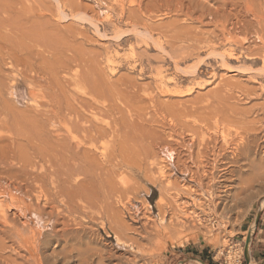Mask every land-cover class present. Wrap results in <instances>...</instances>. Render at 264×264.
<instances>
[{
	"label": "rangeland",
	"instance_id": "rangeland-1",
	"mask_svg": "<svg viewBox=\"0 0 264 264\" xmlns=\"http://www.w3.org/2000/svg\"><path fill=\"white\" fill-rule=\"evenodd\" d=\"M118 1L0 0V178L3 180L0 181V189H4L9 181L6 175L1 174L13 168L14 176H17L12 181L19 184L22 179L24 183L20 184L21 191H15V183L9 181L11 190L42 211L38 216H31V228L43 229L48 225L49 229L55 227L59 231L66 224L71 230H81L82 236L88 241L92 240L94 247L105 254L106 264H189L192 263L189 257L179 251L186 252L192 248L207 249L206 255L215 262L244 264L250 257V237L249 233L243 234V231L247 228L248 220L255 213L264 210V182H256L247 194L231 204L232 209L225 216V222L220 219L223 214L220 202L216 200L218 208L217 205L216 208L210 205L212 183L206 178L211 169H206L205 173L201 170V176L205 174L203 184L186 181L187 185L191 183L187 186L184 183L185 171H182V167L180 171L177 167H169L164 148L170 142L174 144L182 138L185 142L191 139L193 132L185 131V124L188 122L190 126L192 122L195 127L199 126L203 130L195 134L199 138L211 136L218 126L227 127L225 129L228 136L239 139L247 135L248 131L245 130L254 126V122L255 127H264L262 54L258 55L260 57L254 56L255 51L251 53L248 50L257 44V38L254 39L256 35L251 33L249 37L244 33L239 34L238 41L249 37L250 44H246L248 47L244 45V49L239 43L233 44L237 54L233 59H227L226 63L219 57L222 50L215 54L207 48L216 44L224 48L225 44H221L224 43L222 37H219L221 41L218 38L211 39V42L204 41L214 32L212 20L221 18L220 20L236 22L235 16L240 17L237 21L242 20V17L249 18L250 15L243 14L245 5L242 6L241 2L244 4L245 0H229L233 3L222 0L223 3L227 1L225 5L221 0H196L197 3L193 0V4L190 0V3L184 0L189 4L182 7L177 5V0H168L169 3L163 0L157 6L152 3L155 0H139L143 2L145 10L152 7L150 9L155 12L151 16L145 15V12L142 15L136 13L135 8L130 6L136 0ZM251 1L254 6L255 0ZM261 2L264 4V0ZM258 3L254 6L256 9H259ZM123 7L126 12L122 11ZM175 8H180V13ZM169 10H172L171 14L164 15ZM213 13L220 17L213 16ZM189 15L194 22L187 19L186 16ZM248 18L247 23H251V18ZM174 22L177 25L183 24L181 26L187 25L182 31L175 32L176 37L180 32V36L186 34L187 31L184 30L191 27L193 30L190 29L189 35L197 34L199 37L201 34L203 39L202 41L196 35L194 38L200 41L198 44L193 36L189 38L188 33V37L183 35L192 40L193 43L190 44L196 42L204 54L199 57L189 52L184 55L170 54L182 55L184 58L178 68L172 59L162 54L159 47L149 40L146 32L150 27L156 29L155 34L160 36V29L166 31L164 29ZM180 36L178 38L182 39ZM179 45L184 46L181 43L177 44ZM160 71L168 72V78L175 79L174 82H178L181 91L196 88L187 96L165 95L155 84L159 83L157 79ZM194 71L197 74L193 75ZM198 83L204 84V87L199 88ZM203 108L207 115L202 112ZM52 110L60 112L68 120V126L74 135L85 136L82 129L89 131L94 127L104 133L103 137L96 135V148L99 149L92 148L88 153V147L91 146H87V152L79 156L83 161L79 157V161H71L70 153L74 151L71 150L73 148L68 149L71 140L64 145L61 141L54 140L55 137L47 141L48 136H43L36 127L34 128L40 132L39 135L46 140L32 137V132H36V129L30 130L32 127H26L25 124L29 120L46 119L50 116L48 112ZM217 113L220 114L218 117ZM189 114L192 119L188 117ZM201 115L206 118L202 117L201 120ZM27 120L28 122H24ZM59 121H53L56 127H50L51 133L60 130L64 132V126ZM76 123L79 126L73 125ZM248 124L251 126L247 127ZM171 127L178 133L173 132ZM95 134L91 132L88 135ZM212 136L219 137L216 134ZM43 142L49 151L53 150L52 164L60 175L56 173L58 177L54 175L38 181L39 184L34 182L35 186L26 172H41L42 166H53L44 164L33 155L35 151L32 147H42ZM65 148L68 149L67 154ZM62 150L65 151L64 155ZM60 152L62 157L66 155V159L64 157L62 160L58 155ZM186 156L183 153L181 160L194 168ZM13 157L19 161H29L26 166L29 171H19L20 166L25 164L13 161ZM193 171L197 172L195 168ZM66 173H74L76 179H72L76 182H63L65 176L60 177ZM249 173L252 175L253 172ZM235 183H232L233 193L238 192L236 189L239 190L241 186L239 181ZM193 185L196 186V191ZM181 189L186 190L183 193ZM214 190L216 198H219L220 190ZM188 192L189 196L184 195ZM51 204L57 210H52ZM184 210L191 215H199L204 229H200L201 226H196L195 229V224L190 222L187 224L190 227L188 232H194V237L185 238L179 244L178 241L171 240L170 229L174 228L172 225H175V221L177 223L188 218ZM64 246L62 242L59 248L54 244L52 249L60 251ZM178 253L180 255L176 257ZM197 262L201 263L196 261L195 264ZM71 264H80V261L73 260Z\"/></svg>",
	"mask_w": 264,
	"mask_h": 264
},
{
	"label": "bare ground",
	"instance_id": "bare-ground-1",
	"mask_svg": "<svg viewBox=\"0 0 264 264\" xmlns=\"http://www.w3.org/2000/svg\"><path fill=\"white\" fill-rule=\"evenodd\" d=\"M132 1H134V0H132ZM161 1H163V0H155L152 3H154V4L156 3L155 6H157V4L160 3ZM190 1H191V3L193 2V0H190ZM190 1H189V3H190ZM194 1L196 2V0H194ZM165 2L169 3L168 0H165ZM197 2H198V0H197ZM225 2H227V1H225ZM229 2L230 1L228 0L227 3H229ZM259 2L260 3H258V0H257V3L259 4L257 6H259V9L255 8L256 7L255 4H257L256 0H255V2H253V3H255L254 4L255 7L253 6L251 0H245L244 4H242V2H241L242 6L245 5V11L243 10L244 12L243 11L242 12H243V14L245 13L247 15H250L249 18H251L250 20H251L252 24L249 23V22L247 23L246 19L248 18V16L246 17V19L244 17V19L246 21L243 19V17H242V20L237 21L238 19H240V17H238V16L236 17L233 14L235 16L236 22H234L233 20L231 22L229 19L220 20L221 18L217 19L216 21L212 20L213 21L212 25L214 26V30H213L214 32H211L209 34L208 32L205 31L206 33L209 34V35L207 34L208 37L205 38V40H204L205 42H208L211 39H217V38L219 40V37H222L221 40H222V42L224 41V43H221V42L220 43L222 45L225 44L224 48H221L220 44H216V45L211 46V47L207 46V48L210 51L215 52V54H216V52L218 50H222L223 52L221 53V55L219 57L221 58L223 63L224 62L226 63L227 59H233L236 56L237 53H236V49L233 48V44L236 45V43H239L240 45H242L241 46L242 49H244V45H246L248 43L250 44V42H249L250 41L249 40L250 36L249 35L251 33H254L256 35V37L254 39L256 40V38H257V40L255 41V42H257V44L255 43L254 47L253 48H248V50H251V53L253 51H255L254 52V56L255 55L258 56V55H260V53L262 54V56H261L262 57L261 59H263L262 71L264 72V4H262L261 0H259ZM118 3H119V1H118ZM177 3H178L177 5H179V7H182L185 4H187L188 2L185 3L184 0H177ZM221 3H223L222 0H221ZM230 3H233V1L230 2ZM234 3L236 4V2H234ZM121 5H123V4H121ZM131 5L133 6V8H135L136 13H139L140 15L144 14V12H145V15L149 14L151 16V15L154 14L153 12H155L154 10L150 9L152 7H149V9L145 10L143 2H141L139 0L138 1L136 0V1L132 2V4H130V6ZM170 5H172V4H170ZM226 5H228V4H226ZM230 5H232V4H229V6ZM236 5H237L236 7H238V4H236ZM234 6L235 5H233V7ZM120 7H122V6H120ZM174 7H176V6H174ZM239 7H240V5H239ZM169 8H171V6H169ZM203 8H205V7H203ZM121 9H122L123 12H126L125 11L126 9L124 7L121 8ZM175 9H177V8H175ZM223 9H224V7H223ZM241 9H244V8H241ZM172 10H169L168 13H166L164 15H166V16L170 15ZM174 10H173V12H175ZM178 10H179V13H180V8L177 9V12H178ZM220 10L221 9H219V12H220ZM159 12H161V10H159ZM215 13H216V11H215ZM218 14L221 15L222 13L221 14L218 13ZM239 14H240V11H239ZM214 15L218 16L217 14L213 13V16ZM236 15H238V14H236ZM190 16L191 15L186 16V17H187V19L193 21V18H191ZM218 17H220V16H218ZM224 17H226V16H224ZM180 24L181 23H178V25H177V23L174 22V24L168 25L166 27L167 29H164L166 31H161V29H160V33H161L160 36L155 34L156 29H153V28L151 29L150 27L146 29V32H147V35H148L147 37L149 38V40H151L154 43V45L159 47V49L161 50L162 54H165L166 57H169L170 59H172L174 64H175V67H177V68L180 67V65L182 64L181 61H184V58L182 57V55H180V56H177V55L171 56L170 54H183L184 55L185 53L189 52V54L192 53L194 55H197L198 57L201 56L202 54H204V52H202V50H201L202 48L200 49V47L198 46L200 41L198 42V40L196 38H194L197 34H195V36H193V35H191V36H193V38L196 39V42H198V44H195L196 42L194 44H190L192 42V40H190L188 38H184L183 35L185 33L182 36H180V33H182V32L179 33V36L182 37V39L178 38L179 36L176 37L177 34H175V32H179L177 30L182 31V28L187 26V25L181 26L183 24H181V25ZM202 25H204V23ZM146 27H148V26H146ZM202 27H199V28H202ZM186 29L184 31H187V33L189 35L191 33L190 29H192V28L189 27V30H186ZM252 30H254V31L252 32ZM201 31L203 32L204 30L201 29ZM163 32H165V33H163ZM194 32H195V30H194ZM194 32H192V33L194 34ZM202 32H199V33H202ZM205 32H204V34H205ZM217 32L219 33L218 35H217ZM241 33H244V34H246V36H249V37H245V39L243 38L244 40L238 41V37L237 36L239 34H241ZM188 35H186V36L188 37ZM255 35H253V36H255ZM191 36L189 35V38ZM200 36H201V34H200ZM197 37H198V35H197ZM203 38H204V36H203ZM239 39H240V37H239ZM221 40H219V41H221ZM175 41H177V42H175ZM202 41H203V39H202ZM180 43L183 44L184 46H180V45L177 46V44H180ZM216 43H219V42H216ZM201 45H204V44H201ZM246 46L248 47L249 45H246ZM204 47H205V45H204ZM131 49H133V48H131ZM205 49H206V47H205ZM239 57H241V56L239 55ZM258 57H260V56H258ZM237 58H238V56H237ZM250 58H253V57L251 56ZM140 63H141V61H140ZM159 70H162V69L160 68ZM167 73L168 72H166V71H160L159 74H158L159 78L157 79L159 81V83L158 82H157L158 84L155 83L161 89V92H164L165 95L166 94L167 95H173L175 97L176 96L182 97V96H185V95L187 96V95H190L191 93H193V91H194V89L196 87L187 89L186 91H181L180 88H179V85L177 84L178 82H174L175 79H173V78L172 79L168 78ZM192 73H193V75H195V74H197V71H194ZM197 85H198L199 88L204 87V84H199L198 83ZM205 110L203 108L202 112H204ZM48 113L50 114V116H47V117L45 116L46 119H41L39 121L38 120H35V121H30L29 120V122H28V120L24 121V122H28V123L25 124V126L26 127L30 126V128L32 127L30 130L33 129V131L36 128L37 129L39 128L40 131L42 132L41 134H43V136H45V135L48 136L47 141H51L49 139L55 137L54 140L61 141L63 143V145H64V144L69 143V140H71L72 142L68 144L69 146L66 145V147L67 146L69 147L68 149L73 148L71 150H74L73 152L71 151V153L69 152L71 154L70 155L71 157H70L69 160H71V161H73V160L74 161H79V158L81 160V157H79V156L83 152H87V146H91V148L88 147V150H89L88 153L91 152L92 148L94 150L97 149L96 147L98 146L97 145L98 142H97L96 135L98 134L99 136L103 137L102 135L104 133L102 134V132H99L94 127V129H91L89 131L85 130V129H82L83 132L86 133L85 136L81 137L79 135L78 136L74 135L73 131L68 126L69 125L68 120L64 119V117L60 115V112L58 113L57 111L52 110V111H49ZM194 114H196V112ZM194 114H193V117H194ZM204 114L207 115L206 112H204ZM218 114L219 113H217V117H218ZM182 115H185V114H182ZM203 115H201V120H202V117H205ZM212 115H214V114H212ZM184 117L185 116H183V118ZM188 117H190V119H192L190 114H189ZM212 117H215V115L212 116ZM33 118L35 119V116ZM183 118H182V121L187 119V117L185 119H183ZM56 119L60 120L59 121L60 124L62 126H64V132H63V130H60L59 132H56V133H53V132L51 133L50 132V127H52V128L56 127V125L53 124L54 123L53 121L56 120ZM213 119H215V118H213ZM185 123H186V120H185ZM188 123H190V122H188ZM188 123L185 124V128L187 130L184 127H183V129H185V131H188V132L190 131L191 133L193 132V134H192L193 136H191V139L188 142H185L184 138H182L181 141L177 140L179 142H175L174 144L170 142L164 148L165 149V153H166V155L164 153V156H166L167 160H169V162H168L169 167H177V168H179V171H180L181 167L183 168L182 171H185L184 177H186L184 183L187 181V182H191V183H197V184L199 183V184H201L203 182V180H204L203 176L205 175L204 174L203 176H201L202 175L201 172L203 171L205 173V172H207L206 169H209V168L211 169V173H208L209 176H208V178H206V179H208V181L210 180V182L212 183L211 188H210V185H209V188L212 190V192H211L212 196H211V199H210V205L213 206L214 208H216V205H217L216 200H217V202L218 201L220 202V206L222 205V207H223V212H222L223 214H222V216L220 215V219L225 220V222H226V219H224V218L227 215V213L231 211V209H232L231 204L235 203V201L240 200L241 199L240 197H242V195L247 194L250 191V189L253 188L252 186L256 182H259V181L260 182H264V127L261 126V125H260V127H255L256 123L254 122V126L252 125V127L249 128L248 130L243 129L245 131H248V132H246L247 135H244L245 136L244 138H240L239 139V137H236V136L235 137H229L228 136L229 134H227V131L225 129L227 127L218 126V127H216L217 130L212 135L216 134L219 137L211 135V136H203L202 138L201 137L199 138L198 136L197 137L195 136L197 131L200 130L198 128L199 126L195 127L193 125L194 123H192V122H191V126H190ZM216 124H217V122H216ZM73 125L74 126H79V123H76V124H73ZM257 125H258V122H257ZM213 126H215V125H213ZM245 126H247V125H245ZM250 126L251 125H249L247 127H250ZM34 127H36V128H34ZM80 127H82V126L80 125ZM173 127L177 128L178 126H173ZM37 129L35 130L36 132H32V137L36 136L38 138H41V140L44 141L45 138L42 135H39L40 132ZM76 130H77V128H76ZM104 131L105 130H103V132ZM172 131L175 132V133L177 132L173 128H172ZM200 131H203V130L201 129ZM91 132H95L96 133L95 136L88 135V134H91ZM232 135H234V134H232ZM236 135H238V133ZM179 136H183V134L182 135L179 134ZM241 136L242 135L240 134V137ZM41 140H37V141H41ZM47 141H45V142L47 143ZM49 143H51V142H49ZM42 144H43L42 147L37 146V145L36 146L34 145L32 147L33 151H35L33 153V155L36 156L35 159H38L39 161L43 162L46 165L47 164H52L53 159H52L51 152H53V150L50 149V151H49L48 146L47 147L44 146V142ZM60 147H62V146H60ZM55 148H56V146H55ZM62 149H63V147H62ZM68 149L65 150L66 154L68 153V151H67ZM63 150L61 152H63ZM64 152H63V155L65 154ZM94 152H96V151H94ZM183 153H184V155H187L186 156L188 158L187 160L192 165V167L194 166V168H195V170H197V172H194L193 171L194 168H191L190 166H188V163H186V161L184 162V161H182L183 159L181 160V158H183L182 157ZM13 154L15 155V153H13ZM58 155H60V157H62L61 156L62 153L58 154ZM58 155H57V157H58ZM65 156L62 157V160L64 159ZM23 159H25V158H23ZM65 159H66V157H65ZM12 160L17 162V163L23 162L22 164H25L23 166H20L19 171H22V172L23 171L25 172V170L29 171L27 169V167H26L27 163H29V161L28 162L27 161L25 162L24 160L19 161L18 158H16V157H13ZM81 161H83V158H82ZM82 163H84V162H82ZM32 168H34V167H32ZM73 172H75V171H73ZM199 172L201 174H199ZM249 172H253L252 175H249L250 174ZM255 172H256V174H255ZM56 173L58 175V171L56 172L54 165L53 166L50 165L48 168L46 166H42L41 172H39V170L37 172H35V170H33L32 172H26V175L28 176L30 181L33 182L32 184H34V182L39 184L38 181L45 180V179H48V178H52V177H54V175H56ZM257 173H259V174L257 175ZM69 174L70 175H68V173L61 175L62 177H60V178H63V176H65V179L63 178V182L69 183L71 180L74 181L76 179L74 177V175H73L74 173H69ZM246 174L249 175V176L248 177L245 176ZM1 175H3V176L6 175L9 178V181H11L12 183L14 182V181H12L13 178H15L17 176V174L14 176V169L13 168H12V170L10 169L9 171L8 170L5 171V173H2ZM57 175H56V177H58L60 174L58 176ZM72 177H74L75 179L73 180ZM60 178H58V179H60ZM17 179L19 180L20 178H17ZM0 181H3L2 178H0ZM9 181H8V183H7L8 185L6 187L3 185L5 187L4 189L3 188L0 189V264H71L73 262V260L80 261V264H106L105 263L106 258L104 257L105 254L101 250H99V248L94 247L95 244L93 245L92 240L91 241L86 240L84 238V236H82L81 230L80 231L79 230H71V229L68 228V226L66 224H64L63 229L59 230V231L55 230V227L52 228V229H49L48 225L45 226L43 229H32L33 227L31 228V218H32L31 216L32 215L38 216L39 213H41L42 211L39 210V208L37 209L35 207V204L28 203L27 200L21 199V197L19 198L18 195L16 196L15 193L11 190L12 186H11V183ZM47 181H49V180H47ZM235 181H239L241 186L238 185L240 189L238 190V188L236 187L237 188L236 190L238 192L233 193L232 192L233 190L231 191V189L233 187L232 183L233 182L235 183ZM75 182H76V180H75ZM14 183H15V185L14 184L13 185L16 186L15 191H21L22 190L21 189L22 185H20V184L24 183V180L21 179V183H19V184L16 183V181ZM41 183H44V182H41ZM56 183H58V180H57ZM191 183H188V185H190ZM208 184H209V182H208ZM234 185L237 186L236 183ZM193 187H194V185H193ZM197 187H199V186H197ZM200 187H201V185H200ZM194 188H195V191H196V189H197L196 186ZM215 188L220 190V192L218 190H216L219 193H221L219 198H216L215 190H214ZM187 189H189V188H187ZM190 189H192V188H190ZM181 190L184 193V191L186 189L184 191H183V189H181ZM189 190H187V191H189ZM234 190H235V188H234ZM230 192H232V193H230ZM231 194H233V195H231ZM184 195L189 196V192L185 193ZM37 197H38L37 200H39V196H37ZM233 197H234V199H233ZM56 203H57V201H56ZM53 204L55 205V202H53ZM53 204H51L50 208L52 210H57V208L55 206H53ZM198 204H200V202ZM218 205H217V208H218ZM177 207H179V205L176 206V208ZM182 209H185V207L184 208L182 207ZM173 211L175 212V210H173ZM177 211H179V210H177ZM184 211L186 212V210H184ZM179 213L181 215V212H179ZM175 214L177 215L178 212L175 213ZM184 214L186 216H188V218L185 217L186 218L185 221L182 220V221H179L177 223L175 221V225H174V223L172 221V223H173L172 226H174V228L170 229V231L172 230L171 231L172 234H170L171 235V240L175 241V242L178 241L179 244H182V241L185 238L194 237L193 236L194 232L193 233L188 232L190 227L187 226V224L189 225V223L191 222V224L193 225V223H194L195 224V226H194L195 229H196V226H198V227L201 226V228L199 227L200 229H202V226H204V223L200 219L199 215L194 216V215H191V214H189L187 212L184 213ZM180 215H179V218H181ZM214 215H216V214H214ZM182 217L184 219V215ZM168 224H170V221H169ZM216 224H218V223H216ZM199 228H197V229H199ZM192 229L193 228H191V230ZM167 230L170 233L169 229H167ZM195 231H200L201 232V230H195ZM168 232H167V234H169ZM208 232H209V230H208ZM161 233H162V231H161ZM167 234H166V236H167ZM62 242L65 244V246H64V248L62 250L57 251V250H55V248H54V250L52 249L54 244L57 245L56 248H59ZM160 248H161V246H160ZM245 254L247 255L248 251L245 252ZM18 261H21V262L19 263ZM201 263H197V264H201ZM109 264H117V263H109Z\"/></svg>",
	"mask_w": 264,
	"mask_h": 264
},
{
	"label": "crops",
	"instance_id": "crops-1",
	"mask_svg": "<svg viewBox=\"0 0 264 264\" xmlns=\"http://www.w3.org/2000/svg\"><path fill=\"white\" fill-rule=\"evenodd\" d=\"M246 224L247 228L243 231V234L249 233L250 257L244 264H264V210L255 213ZM179 252L189 257V261H192V263L189 264H195L196 261H201L202 264H222L213 261L211 258L209 259V257L206 255L207 249L198 250L192 248L186 252ZM180 253H178L176 257H178ZM186 260L187 259H184V261Z\"/></svg>",
	"mask_w": 264,
	"mask_h": 264
}]
</instances>
